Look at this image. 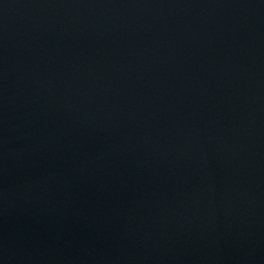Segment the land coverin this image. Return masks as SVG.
<instances>
[{
	"label": "water",
	"instance_id": "95a60500",
	"mask_svg": "<svg viewBox=\"0 0 264 264\" xmlns=\"http://www.w3.org/2000/svg\"><path fill=\"white\" fill-rule=\"evenodd\" d=\"M0 264H264V0H0Z\"/></svg>",
	"mask_w": 264,
	"mask_h": 264
}]
</instances>
